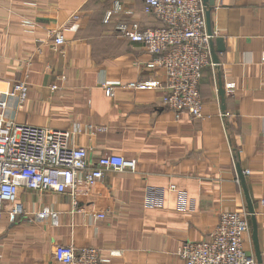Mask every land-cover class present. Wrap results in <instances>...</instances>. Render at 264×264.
I'll return each mask as SVG.
<instances>
[{
  "label": "crops",
  "instance_id": "crops-1",
  "mask_svg": "<svg viewBox=\"0 0 264 264\" xmlns=\"http://www.w3.org/2000/svg\"><path fill=\"white\" fill-rule=\"evenodd\" d=\"M116 1L123 11L104 21ZM209 21L224 50L201 72L203 117L176 119L161 89L124 86L164 80L146 67L143 46L114 29L159 26L143 0H0V79L28 86L20 107L8 100L5 118L67 130L90 162L107 154L136 162L134 173L106 171L74 197L19 189L15 202L27 215L3 214L0 264H59L58 245L97 248L102 264H184L178 247L207 239L222 211L249 212L246 195L264 264V0H215ZM103 82L116 84L113 96ZM150 190H161L155 205L146 204ZM42 208L54 217L34 218ZM250 217L244 249L254 256Z\"/></svg>",
  "mask_w": 264,
  "mask_h": 264
},
{
  "label": "built area",
  "instance_id": "built-area-1",
  "mask_svg": "<svg viewBox=\"0 0 264 264\" xmlns=\"http://www.w3.org/2000/svg\"><path fill=\"white\" fill-rule=\"evenodd\" d=\"M205 9L202 0H143L144 13L153 15L159 26L143 29L136 23L120 22L114 27L122 38L143 46L150 56L147 68L160 69L164 74L163 81H134L124 86L161 89L162 105L171 110L176 119L182 113L193 119L203 117L199 83L202 69L212 65ZM122 11L121 4L114 2L104 21ZM52 37L54 44L63 43L59 31H55ZM226 84L231 90L233 84ZM101 87L106 95L113 96L116 84L103 82ZM27 92L24 81L0 79V221L5 213L11 221L26 217L25 209L15 202L21 188L38 193H69L74 197L78 188L87 191L106 171L135 172V160L118 154L102 155L90 162L87 149L72 145L67 130L17 124L6 119L4 112L8 100L15 99L16 106L20 107ZM248 173V170L243 171V174ZM160 193L161 190L155 191V195L150 190L146 204L158 203ZM260 203L264 206V199ZM54 215L46 208L32 213L36 219ZM249 215L246 210L220 212L207 239L182 243L177 255L184 264H258L256 258L244 249L245 236L250 231ZM95 216L103 218L105 215L98 213ZM53 257L59 264L103 262L102 252L94 247L75 249L72 245H58Z\"/></svg>",
  "mask_w": 264,
  "mask_h": 264
},
{
  "label": "water",
  "instance_id": "water-1",
  "mask_svg": "<svg viewBox=\"0 0 264 264\" xmlns=\"http://www.w3.org/2000/svg\"><path fill=\"white\" fill-rule=\"evenodd\" d=\"M203 4L205 6V20H206V31L207 34L210 36L209 40V51H210V56L213 64H217L218 60L216 57V53L222 52L224 50V44H223V39L221 37H215V39H212V32L210 28V21H209V15H210V10L214 7L215 5V0H202ZM213 42H215L216 48H213ZM221 84V81H220ZM222 88L220 85L219 92L220 95H222ZM237 174L239 178L243 181V175L239 167H237ZM247 203H248V210L250 213V219H251V226H252V241L254 243V256L258 262V264H262L261 256H260V251H259V246H258V239H257V227H256V220L253 214V209L250 200L248 199L247 195Z\"/></svg>",
  "mask_w": 264,
  "mask_h": 264
}]
</instances>
